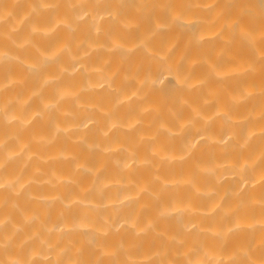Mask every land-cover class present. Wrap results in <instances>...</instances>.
<instances>
[{
    "label": "bare ground",
    "instance_id": "bare-ground-1",
    "mask_svg": "<svg viewBox=\"0 0 264 264\" xmlns=\"http://www.w3.org/2000/svg\"><path fill=\"white\" fill-rule=\"evenodd\" d=\"M0 264H264V0H0Z\"/></svg>",
    "mask_w": 264,
    "mask_h": 264
}]
</instances>
